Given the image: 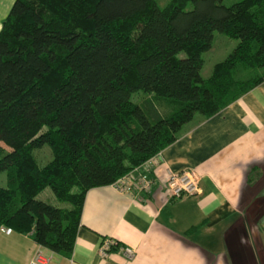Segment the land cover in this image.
Instances as JSON below:
<instances>
[{
	"label": "trees",
	"instance_id": "16d2710c",
	"mask_svg": "<svg viewBox=\"0 0 264 264\" xmlns=\"http://www.w3.org/2000/svg\"><path fill=\"white\" fill-rule=\"evenodd\" d=\"M214 31L238 43L203 78ZM263 81L264 0H14L0 26V227L69 255L89 189ZM46 187L69 206L38 199Z\"/></svg>",
	"mask_w": 264,
	"mask_h": 264
},
{
	"label": "crops",
	"instance_id": "0c3cea01",
	"mask_svg": "<svg viewBox=\"0 0 264 264\" xmlns=\"http://www.w3.org/2000/svg\"><path fill=\"white\" fill-rule=\"evenodd\" d=\"M14 0H0V26ZM191 170L199 191L170 198L168 171ZM142 199L113 185L89 189L69 255L29 234L0 231V264H264V81L209 118L185 123L151 169ZM134 248L99 253L102 238Z\"/></svg>",
	"mask_w": 264,
	"mask_h": 264
},
{
	"label": "built area",
	"instance_id": "2783aa9c",
	"mask_svg": "<svg viewBox=\"0 0 264 264\" xmlns=\"http://www.w3.org/2000/svg\"><path fill=\"white\" fill-rule=\"evenodd\" d=\"M159 153L147 159L139 166H136L129 173L117 179L111 185L120 192L141 199L146 194H150L154 184V179L151 176V169L155 165ZM165 184L170 198H179L183 195H191L199 191L197 177L191 170H169ZM0 231L10 233L12 229L6 226H1ZM98 249L102 256H106L112 249H118L128 259L133 258L135 255L134 248L120 244L112 237L102 238ZM50 259L51 256H46L42 254L40 249H37L28 264H46Z\"/></svg>",
	"mask_w": 264,
	"mask_h": 264
},
{
	"label": "rangeland",
	"instance_id": "374dc122",
	"mask_svg": "<svg viewBox=\"0 0 264 264\" xmlns=\"http://www.w3.org/2000/svg\"><path fill=\"white\" fill-rule=\"evenodd\" d=\"M157 1L158 4L162 6L166 3L167 0H157ZM237 1L240 0H223V3L225 5H231ZM237 43H238L237 39L230 38L223 33L214 31L211 46L207 50L203 51L201 54V57L203 59L202 66L199 70L201 76L203 78H207L211 74L213 66L216 63L224 60L228 56V54L234 49ZM183 55H184L183 52H179V56H183ZM144 95L145 93L143 91L138 90L131 95V100L136 102ZM198 117H200V114L195 113L193 119H196ZM0 146L6 148L4 144L1 142H0ZM34 155L41 165L47 163L52 157L50 148L47 144H45L41 148L35 149ZM5 184H6L5 172H0V186H4ZM36 197L53 205L64 206V207L69 206V204L67 203L58 201L49 187L44 188L40 193L36 195Z\"/></svg>",
	"mask_w": 264,
	"mask_h": 264
}]
</instances>
